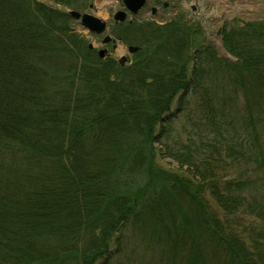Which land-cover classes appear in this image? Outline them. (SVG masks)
Returning <instances> with one entry per match:
<instances>
[{"label": "trees", "instance_id": "1", "mask_svg": "<svg viewBox=\"0 0 264 264\" xmlns=\"http://www.w3.org/2000/svg\"><path fill=\"white\" fill-rule=\"evenodd\" d=\"M71 21L0 0V264H264V27L221 28L233 61L180 20L129 23L142 49L121 66ZM212 61L243 109L194 92Z\"/></svg>", "mask_w": 264, "mask_h": 264}, {"label": "rangeland", "instance_id": "2", "mask_svg": "<svg viewBox=\"0 0 264 264\" xmlns=\"http://www.w3.org/2000/svg\"><path fill=\"white\" fill-rule=\"evenodd\" d=\"M41 1L65 12L77 10L81 13H89L106 20L107 29L101 34L89 32L81 26L78 19H72L70 25L76 32L82 34L88 44H93L97 54L98 51L106 49L107 56L116 63H118L121 55L126 56V66L133 64L138 57L136 52L133 54L129 53L127 46L136 45L139 46V50L142 49L141 41L137 36L134 37L128 34L127 40L120 36L123 29L128 27L129 23L136 26L146 23L163 26L166 23L180 20L187 27L191 26L192 29L193 27L198 28L202 32L199 39L200 42L196 46H199L201 43H209L214 47L218 57L233 61H235V58L226 51L222 44L221 28L224 26L228 28L239 27L249 22H253L258 26L260 24L264 27V0H146L144 7L139 12L132 15L128 13L127 20L122 25L115 24L112 18L117 10L125 9L122 0H72V4L70 5L53 2V0ZM164 3H167V6H163ZM152 7L156 8L155 14L151 13ZM105 35L118 39L115 48H113V44L111 43L107 45L102 44V39ZM197 40L198 37L196 36L194 42L197 43ZM195 48V46L190 47L188 52L190 53V49L191 52L194 51ZM211 63H214V61ZM202 71V78L194 92H217V96H220V98L222 96H231L233 101L230 109L237 110L243 107L244 101L241 93L234 96L232 92L251 91L242 87L239 83L236 85L231 82L228 77L230 71L225 65L215 62L214 65L203 67ZM190 101L191 103L187 109L193 107L195 98H190ZM176 104L177 97L173 101L172 109H175ZM187 112L188 110H184L175 120L174 127L176 130H179L180 126L185 122ZM261 120L259 132L261 139L264 141V116L261 117ZM156 163L158 166L169 170L177 172L184 170L178 167L175 162L168 158H163L161 155H157ZM257 173L262 178L264 177V164L261 160ZM263 185L264 183H260V186ZM261 195H264V186L261 189Z\"/></svg>", "mask_w": 264, "mask_h": 264}, {"label": "water", "instance_id": "3", "mask_svg": "<svg viewBox=\"0 0 264 264\" xmlns=\"http://www.w3.org/2000/svg\"><path fill=\"white\" fill-rule=\"evenodd\" d=\"M146 0H123V3L126 7V9L132 13L135 14L137 13L145 4ZM156 11L155 8L152 9V12L154 13ZM69 14L76 18L80 19L81 25L86 28L87 30L94 32V33H102L106 29V21L102 20L92 14L89 13H80L77 10H70ZM126 18V12L123 10H118L114 14V20L115 21H124ZM110 38L107 36L105 37L104 41H108ZM90 47L92 46L91 44L89 45ZM139 49L138 46H128V52L133 53L136 52ZM105 53V50L102 49L99 51V55L102 57ZM126 60L125 56H121L119 62L120 64H123Z\"/></svg>", "mask_w": 264, "mask_h": 264}, {"label": "flooded vegetation", "instance_id": "4", "mask_svg": "<svg viewBox=\"0 0 264 264\" xmlns=\"http://www.w3.org/2000/svg\"><path fill=\"white\" fill-rule=\"evenodd\" d=\"M109 44V43H108ZM113 44V48H115V44L114 43H112Z\"/></svg>", "mask_w": 264, "mask_h": 264}]
</instances>
